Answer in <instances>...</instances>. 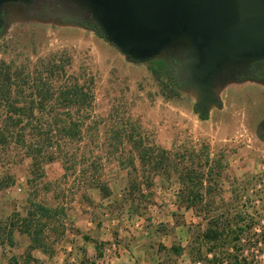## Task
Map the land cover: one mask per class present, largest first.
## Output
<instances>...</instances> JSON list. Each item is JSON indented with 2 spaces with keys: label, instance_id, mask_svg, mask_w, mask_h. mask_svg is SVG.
Here are the masks:
<instances>
[{
  "label": "rangeland",
  "instance_id": "374dc122",
  "mask_svg": "<svg viewBox=\"0 0 264 264\" xmlns=\"http://www.w3.org/2000/svg\"><path fill=\"white\" fill-rule=\"evenodd\" d=\"M52 54L64 66L58 83L72 75L80 82L93 76V108L84 119L83 139L52 162L33 160L17 148L0 145V177L14 180L0 191V231L15 215L27 214L30 200L63 205L67 213H174V224H181V213L195 214L183 202L185 172L204 169L203 151L210 159L223 153L220 174L203 179L210 191L205 199L214 200L208 208L215 207V215L228 213L226 225L239 233L238 238L232 232L216 245L208 244V250L202 248V257L191 258L202 264H227L236 257L237 264H264V139L258 127L264 119V85L238 78L229 81L219 91L221 107H213L203 118L195 108L196 96L180 87L168 64L161 70L152 61L131 63L91 26L31 14L0 32V59L29 58L30 66L39 67V60L47 61ZM141 148L153 152L150 167L160 164L162 149L169 151V164L151 173L152 179L138 158ZM71 155L72 166L65 163ZM140 186L147 191L145 199ZM64 222L66 233L55 242L49 259L75 264L65 245L82 239L70 236L71 227ZM198 223L189 225L191 239ZM161 224L169 229L164 221L154 227ZM16 234L15 246L0 243V264H24L23 258L15 262L13 256L25 252L28 237ZM111 252L110 248L107 254Z\"/></svg>",
  "mask_w": 264,
  "mask_h": 264
},
{
  "label": "trees",
  "instance_id": "16d2710c",
  "mask_svg": "<svg viewBox=\"0 0 264 264\" xmlns=\"http://www.w3.org/2000/svg\"><path fill=\"white\" fill-rule=\"evenodd\" d=\"M93 28L101 34L97 27ZM152 62L159 69L166 70L167 63L164 60ZM30 63L29 58L19 62L16 58L0 59V145L17 148L33 160L48 163L59 158L60 154L66 153L69 148L83 139L84 119L90 114L94 103L93 76L89 75L85 82H80L79 76L72 75L62 83H58L63 75L61 71H64V66L60 65V59L56 54H52L47 61L39 60V67L37 64L30 66ZM74 113H78L80 117L75 118ZM139 139L138 143L141 145V137ZM161 151L163 155L160 164L152 167H150L153 156L151 149L141 148L138 151V158L145 164L144 173L150 177L151 173L169 164V151L167 149ZM203 154L204 169L202 171L196 168L188 169L182 187L185 192L183 201L185 208L187 210L193 208L195 214L206 222L205 226L198 223L197 235L187 246V251L193 259L197 256L202 257V248L208 250V244L216 245L217 242L231 236L232 232L237 239L239 234L230 231L229 226L226 225L229 221L228 213L218 211L219 214L215 215V207L208 208V204H215L214 200L205 199V195L210 191L204 186L203 179L205 176L220 174L225 166V154L222 153L213 159H210V155L204 151ZM74 158L75 156L71 155L65 163L69 162L72 166L75 163ZM13 183L14 180L10 176L0 177V191ZM203 188L206 189V193H203ZM146 192L140 189L141 199L147 197ZM103 195H108V192ZM29 202L30 208L27 214L15 215V218L0 231V243L10 247L16 245V231L28 237L30 243L25 252L13 256L15 262L23 258L24 264L39 261L33 256L32 251L35 249L52 255L55 242L66 233L64 220L67 212L63 205L48 206L33 200ZM237 218L239 216H236L235 220ZM168 230L161 224L151 231V246L153 243L158 245V252L165 250V246L159 240ZM52 236L55 239L51 240ZM172 248L177 255L183 252L181 246L174 244ZM237 260L236 257L235 261L227 264H237Z\"/></svg>",
  "mask_w": 264,
  "mask_h": 264
},
{
  "label": "water",
  "instance_id": "95a60500",
  "mask_svg": "<svg viewBox=\"0 0 264 264\" xmlns=\"http://www.w3.org/2000/svg\"><path fill=\"white\" fill-rule=\"evenodd\" d=\"M36 1L58 5L52 17H91L131 63L170 61L202 117L221 107L225 84L264 67V0H0V31Z\"/></svg>",
  "mask_w": 264,
  "mask_h": 264
},
{
  "label": "crops",
  "instance_id": "0c3cea01",
  "mask_svg": "<svg viewBox=\"0 0 264 264\" xmlns=\"http://www.w3.org/2000/svg\"><path fill=\"white\" fill-rule=\"evenodd\" d=\"M187 212L181 213L183 222L177 225L174 224V213H121L120 216L115 213H66L65 221L71 227L67 233L82 240H71L65 249L73 255L75 264H196L187 253L191 239L189 225L202 219L189 210ZM161 221L170 226L159 240L165 250L158 252V245L153 243L151 246L150 236L155 224ZM173 239L179 241L175 243ZM17 240L15 232L16 243ZM29 243L27 239L23 248L26 249ZM174 244L183 248L180 255L173 252ZM110 248L113 253L108 255ZM32 253L39 260L38 264H58L38 249Z\"/></svg>",
  "mask_w": 264,
  "mask_h": 264
},
{
  "label": "flooded vegetation",
  "instance_id": "af4514ba",
  "mask_svg": "<svg viewBox=\"0 0 264 264\" xmlns=\"http://www.w3.org/2000/svg\"><path fill=\"white\" fill-rule=\"evenodd\" d=\"M57 6L52 5V4H48V3L43 2V1H36L32 5H30V8H33L35 10L33 12V14L44 15V14H47L51 9H54ZM65 18L66 17H64V19ZM69 19L73 20L71 18H69ZM79 22L86 25V26H91L92 28L94 26L96 27L95 22L89 16L85 17L84 19H80ZM167 64L169 66L168 70L174 74L173 77L175 80H177V83L180 85V87H183L186 89V87L184 86V83L182 81H180L178 75L175 73V68L170 63V61H167ZM236 78H238L239 82L253 81V82L264 85V67H260V66H256V65L252 66L251 68H249L247 70V72L245 74L237 76ZM258 127H259V130L261 132L260 136L264 139V119H262V121L259 123Z\"/></svg>",
  "mask_w": 264,
  "mask_h": 264
},
{
  "label": "built area",
  "instance_id": "2783aa9c",
  "mask_svg": "<svg viewBox=\"0 0 264 264\" xmlns=\"http://www.w3.org/2000/svg\"><path fill=\"white\" fill-rule=\"evenodd\" d=\"M196 264H202L200 261H197Z\"/></svg>",
  "mask_w": 264,
  "mask_h": 264
}]
</instances>
